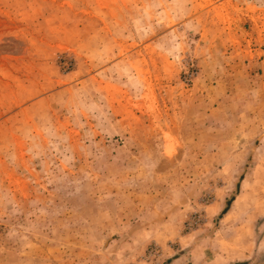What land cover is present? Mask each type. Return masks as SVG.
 Listing matches in <instances>:
<instances>
[{"label":"rangeland","instance_id":"1","mask_svg":"<svg viewBox=\"0 0 264 264\" xmlns=\"http://www.w3.org/2000/svg\"><path fill=\"white\" fill-rule=\"evenodd\" d=\"M0 264H264V0H0Z\"/></svg>","mask_w":264,"mask_h":264}]
</instances>
